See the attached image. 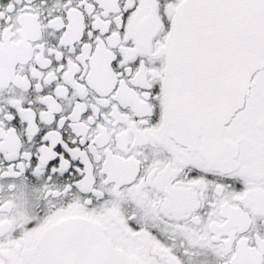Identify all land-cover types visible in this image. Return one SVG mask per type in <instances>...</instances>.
I'll use <instances>...</instances> for the list:
<instances>
[{
  "label": "snow or ice",
  "instance_id": "6c2138e0",
  "mask_svg": "<svg viewBox=\"0 0 264 264\" xmlns=\"http://www.w3.org/2000/svg\"><path fill=\"white\" fill-rule=\"evenodd\" d=\"M0 264H264V0H0Z\"/></svg>",
  "mask_w": 264,
  "mask_h": 264
}]
</instances>
